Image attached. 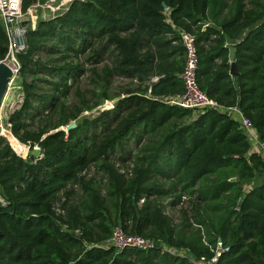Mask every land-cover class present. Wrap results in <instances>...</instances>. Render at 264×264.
<instances>
[{"label":"trees","instance_id":"trees-1","mask_svg":"<svg viewBox=\"0 0 264 264\" xmlns=\"http://www.w3.org/2000/svg\"><path fill=\"white\" fill-rule=\"evenodd\" d=\"M38 2L21 0L22 12ZM182 33L195 38L199 88L264 140V0L73 1L28 31L18 57L23 103L8 122L30 153L0 135V264H194L218 252L217 264H264V179L244 189L263 157L236 119L165 101L185 91ZM7 50L0 22V61ZM116 227L159 247L110 246Z\"/></svg>","mask_w":264,"mask_h":264},{"label":"built area","instance_id":"built-area-1","mask_svg":"<svg viewBox=\"0 0 264 264\" xmlns=\"http://www.w3.org/2000/svg\"><path fill=\"white\" fill-rule=\"evenodd\" d=\"M73 1L76 0H49L43 5L37 3L30 7L27 12L23 13L21 10V0H0V22L2 23L4 31L8 37V50L5 58L0 62L6 63L15 72L14 78L10 80L8 84V91L12 82L19 76L21 65L18 57L27 48L26 36L28 31L30 29H35L40 20H47L67 11L69 5ZM39 8L40 13L37 10ZM45 10H48L50 14L48 15ZM182 39L187 53L185 67L181 73V79L184 82L185 91L183 94L165 98L166 103L176 105L184 109L193 110L197 113L207 109L225 113L240 122L241 128L248 136L249 142L259 138L258 132L253 127L252 122L243 114L238 106L226 107L221 105L217 101L210 99L209 96L199 88L197 83V68L199 59L197 55V47L195 45V38L190 34L182 33ZM108 102L109 101L106 103ZM1 122L2 116L0 118V130L2 127ZM0 135H5V138L11 144L8 134H4V132H2ZM256 147L257 154L264 157V141L261 142L259 146L256 145ZM36 149L40 151L38 156L39 159H41L43 154L39 147H36ZM156 244L157 243L154 241L146 239L142 236L126 234L121 227H116L114 229L112 238L108 242V245L114 246L119 250L138 249L146 251L156 247ZM218 247L220 251L222 248L221 241H219ZM171 252L175 253L173 250H171ZM220 255L221 253L218 252L217 256L211 260H206L205 258L200 260L193 259V263L217 264Z\"/></svg>","mask_w":264,"mask_h":264},{"label":"rangeland","instance_id":"rangeland-1","mask_svg":"<svg viewBox=\"0 0 264 264\" xmlns=\"http://www.w3.org/2000/svg\"><path fill=\"white\" fill-rule=\"evenodd\" d=\"M48 1L49 0H39V4L43 5V4L47 3ZM37 10L40 13V8L37 9ZM45 11H46V13L48 15L50 14V12L48 10H45ZM129 83H130L129 80L119 79V80L116 81L115 85H119L121 88H124V87H128ZM81 87H82V90L85 91L86 95L89 97L90 96L89 90H90L91 86H90L88 78L83 79ZM22 96H23V91H22V87L20 85V77L18 76L12 82V84L10 86V89L8 91L7 98L5 99V102H4V105H3L2 115H1L2 116V122H1L2 127H1V130H0V134L2 132H5L6 134L13 136V134L11 133V125H10V123L8 121H9L10 115L14 111H16L17 109L21 108L22 103H23V97ZM115 102H117V100L116 101H109L108 103H106L105 105L95 109L94 111L84 112L81 115L80 119L78 120V123L81 122L85 118L94 119V118L98 117L102 111H105V110H108V109L112 108L113 107L112 105H114ZM71 103L72 102H70L69 104H71ZM73 123H75V122H73ZM3 137H6V136L3 135ZM13 140H14V138H13ZM15 142H17V141L14 140V143ZM14 143L12 145L13 148H14ZM21 145L22 144L19 145V149H20V151H22V150L23 151L22 152H17L16 151V152L19 155H22L23 157H27L29 155V153H30V148L28 146H26V145H24V147H23V145L22 146ZM138 150H139V147L136 145L134 140H130L129 143H128L127 152H130L132 154V156H134L138 152ZM129 158H130V156H129ZM131 159H133V158L131 157ZM90 175L92 177H96L98 181L101 180V174H98L97 170L94 169V168L91 169ZM254 183L258 184L259 181L257 180ZM250 185L253 186L252 183ZM182 208H183V206H178L174 210L169 209V213H171L172 217H174L176 222L180 221V219H181L180 210Z\"/></svg>","mask_w":264,"mask_h":264},{"label":"water","instance_id":"water-1","mask_svg":"<svg viewBox=\"0 0 264 264\" xmlns=\"http://www.w3.org/2000/svg\"><path fill=\"white\" fill-rule=\"evenodd\" d=\"M164 7H165V9H168V7L166 5H164ZM229 49H230L229 60H230V64H231L230 75L232 77H237V76H239V71H238L236 60H235L236 48L233 46H230ZM140 74L146 82L150 81V79L146 78L145 75L141 71H140ZM14 76H15V72L13 71V69L10 68L6 63L0 62V118H1V113H2V106H3V103H4V101L7 97V93H8V84H9L10 80H12L14 78ZM76 128H77V124L72 123L71 125L66 127L65 131H72ZM59 130H64V129L61 128ZM59 130H57V131H59ZM235 181H236L235 178L231 179V182H235ZM220 241H221V239H220ZM156 246L159 247V244H156Z\"/></svg>","mask_w":264,"mask_h":264},{"label":"crops","instance_id":"crops-1","mask_svg":"<svg viewBox=\"0 0 264 264\" xmlns=\"http://www.w3.org/2000/svg\"><path fill=\"white\" fill-rule=\"evenodd\" d=\"M39 3V2H38ZM158 80H159V78L158 77H153L152 79H150V83H156V82H158ZM197 114L198 113H195V116H197ZM259 135V134H258ZM264 140H262L261 138H260V136H259V138H257L256 140H251L250 141V144H251V153H255L256 152V149H257V147H256V145H258L259 146V144L261 143V142H263ZM257 153V152H256ZM263 159H264V157H263ZM264 179V176L263 177H261V178H259V179H255L254 181H252V182H249V183H247V184H245L244 185V189H245V191H250L254 186H256L257 184H255L254 182L255 181H259V183H261V181ZM253 184V186L252 185H250V184ZM169 200V199H168ZM170 201V200H169ZM166 202H168V201H166ZM169 209H171V210H174V208H169ZM182 254H183V252H181Z\"/></svg>","mask_w":264,"mask_h":264},{"label":"bare ground","instance_id":"bare-ground-1","mask_svg":"<svg viewBox=\"0 0 264 264\" xmlns=\"http://www.w3.org/2000/svg\"><path fill=\"white\" fill-rule=\"evenodd\" d=\"M4 134H6V133L4 132ZM8 137H9V139H10L11 145H13L14 140H16V139H15L12 135H9ZM13 138H14V140H13ZM12 140H13V141H12ZM16 141H17V140H16ZM20 144H21V143L18 142V141L15 142V143H14V148H15L16 150H15L14 148H13V149H14L15 151H17V152H22L23 150L20 151V149H19V145H20ZM21 146H22V145H21ZM12 147H13V146H12ZM23 147H24V145H23Z\"/></svg>","mask_w":264,"mask_h":264}]
</instances>
